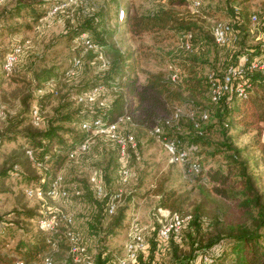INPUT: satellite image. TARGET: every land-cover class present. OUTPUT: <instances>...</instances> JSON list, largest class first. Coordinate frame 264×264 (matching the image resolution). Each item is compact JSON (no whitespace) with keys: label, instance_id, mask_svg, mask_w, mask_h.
Wrapping results in <instances>:
<instances>
[{"label":"rangeland","instance_id":"obj_1","mask_svg":"<svg viewBox=\"0 0 264 264\" xmlns=\"http://www.w3.org/2000/svg\"><path fill=\"white\" fill-rule=\"evenodd\" d=\"M58 1L59 3L53 6ZM200 1L201 5L198 8L194 7L192 2L182 6L176 5L174 8L184 15H192L194 20L210 35L219 23L218 21L236 28L237 24L233 25L232 19L235 5L246 7L247 13H258L260 21L257 24H251V22L247 24V30L242 32L239 41L231 40L232 42L228 41L226 45H212L211 50H205V54L211 56V65H202V73L211 71L213 67L222 73L229 65L239 71L246 62L247 54L252 52L254 47L264 43V0ZM18 2L19 0H0V135L4 140L3 145L0 146V170L4 165L8 167L19 160L24 161L22 153L25 147L31 144L26 138L25 128L32 125L30 111L36 104L41 108L42 118L38 128L44 129L47 121L57 114L63 104L72 103V109L80 107L76 103L75 97L81 85L103 78L100 59L96 54L87 52L81 40L70 39L65 34L69 26L77 25V17L82 18V15L87 12L99 13L100 16L103 10L106 11L108 25L116 33L117 45L123 50L135 51L139 58V83L146 80L148 73L167 72L170 60H180L176 55L181 53L183 44L178 36L162 41L157 40L150 33L133 36L127 33L125 25L119 24L116 19L119 3L123 4L130 13L141 14L162 6L168 7L170 0H50L40 6V9L49 12L42 21L38 22L39 24L34 23L32 10L23 9L18 17H15L16 14L13 11ZM56 6H60V9L51 14ZM27 41L29 43L19 56L14 69L8 72L5 69L7 53L14 46L23 45ZM203 51L195 52L198 55H204ZM107 54L111 57L109 52ZM79 55L82 57L83 67L68 72L72 68L74 57ZM95 56L99 60L93 59ZM108 56L105 54L107 61ZM47 76V79L53 78L54 82L41 86V78ZM40 86L42 89H39ZM55 87L58 94L46 93L54 90ZM106 91L102 97L106 100L112 99L113 91L110 88H107ZM43 93L48 95L41 98ZM197 100L200 105L209 106L208 99ZM190 107L183 108V116L192 114ZM214 116L212 113L211 120L205 126L215 123L216 117ZM183 122L184 126L188 125L186 119ZM184 126L182 134H186ZM260 127L262 132L259 133L257 130L241 132L240 127L234 126L229 130V135L234 145L241 150L239 161L247 165L248 171L255 177L259 191L264 194V122ZM76 129L81 130L77 125ZM128 131L134 132L137 136L138 157L132 155L128 158L127 155H122L116 141L104 134H99L92 137L90 149L86 153L78 154L75 160L65 159L60 166L57 163L53 165L54 172H59L64 176L68 188L72 189L76 185L82 186L84 195L82 197L73 196L67 200L52 199L49 201V206L53 210L74 214V227L85 239L91 252L96 246L97 238L102 236H97L99 230L106 232L104 235L114 248H122L130 230L129 228L126 231L128 222H132L134 219L145 228L147 241L154 234L156 235L158 221L153 213L156 211L160 199L156 192L161 186L164 190L177 189V194L183 200L181 207L184 212L195 213L197 207H202L201 213L207 219L206 223L212 221L216 216L220 218L222 225L218 226L213 221L212 230L205 227V231H207L204 232L205 241L215 235L217 230L227 229L226 227L241 223H251L252 218L244 209L240 208L237 200L225 198L215 192L214 184L210 181L211 172L215 169L227 170L228 162L224 153L213 156L210 154L211 150H206V148L193 153L189 151L190 160L198 158L201 160L204 172L200 177L186 179L184 169L187 163H171L162 141L158 137L152 136V130L133 128L122 124V135L128 134ZM211 135L215 141L222 139L218 127L212 131ZM187 147L188 145L184 146V148ZM19 156L21 157L18 158ZM125 164L130 171L128 182L121 180V171ZM21 165L25 171L24 179L15 178L11 183L3 182L0 185V218L11 217L13 210L18 214L26 215L36 205V202L29 200L24 193V188L28 184L36 182L35 170L27 163ZM99 169L103 170L104 174H108V177H105L106 191L110 194L121 193L117 212L118 214L124 212L125 221L124 225L113 229L112 232L108 231V225L115 216L107 215L104 207L101 213L103 227H97L94 230L89 227L93 214L99 208H95L90 201L88 180L90 175ZM94 196L97 199L100 198ZM15 221L19 225L17 228L6 229L5 233L1 234L0 245L4 247L2 253L10 252L13 255L12 251L19 241L27 239L29 234L34 231H39L37 221L30 222L26 217L15 218ZM23 221L24 228L21 226ZM189 248L190 242L188 241L185 248L187 253ZM66 250L67 247L64 243H61L58 250L51 247L39 255L32 264L40 262L44 256L52 253L57 264H61ZM197 256L198 253L195 258ZM200 257L198 264L203 263L199 261ZM170 258L167 255L163 259L167 260V264H172L173 261L169 260ZM195 261L197 259L192 264H195ZM226 264H228L227 261Z\"/></svg>","mask_w":264,"mask_h":264},{"label":"trees","instance_id":"obj_2","mask_svg":"<svg viewBox=\"0 0 264 264\" xmlns=\"http://www.w3.org/2000/svg\"><path fill=\"white\" fill-rule=\"evenodd\" d=\"M48 1L50 0H19L13 13L16 14L15 17H18L21 10H32V17L36 24L42 21L44 16L48 14L49 11L40 9V6L46 4ZM189 2H192V0H170L168 7L162 6L141 14L130 13L121 3L117 6V22L125 25L126 32L133 36L150 33L159 41L178 36L183 44L185 35H192L190 40L192 43L191 50H187L183 45L181 53L176 55L180 59L179 61L170 60L167 72L148 73L143 83H139L138 81V67L140 63L136 52L123 50L117 45L116 33L108 25L106 11L103 10L100 16L99 13L87 12L82 15V18L80 16L77 17V25L75 27L69 26L65 34L74 40H80L82 35L85 34L91 41L102 46L107 56V53H110L111 57L108 56V64L106 66L96 56L93 58L99 60L103 78L99 81H92L81 85L75 97L76 103L80 107L72 109V103L63 104L58 109L57 114L47 121L44 129H39L38 125L33 122V109L30 111V122L32 125L26 127L25 130L26 138L31 144H28L22 153L23 162L19 160L8 167L4 165L0 170V185L3 182L11 183L15 178L24 179L25 171L21 164L27 163L35 170L36 182L30 183L26 187L48 189L51 182L59 174V172H54L53 165L57 163L60 166L65 159L75 160L78 155L72 158L71 152L88 139L89 134L81 128L84 122L93 121L101 117L105 122L109 123L118 120L121 116H126L129 119L123 123L125 125L133 128L150 129V131L155 127H160L163 132L162 136L175 138L178 141L179 149L185 150L188 153L187 161L189 162L185 163L186 168L184 169V177L186 179L200 177L204 172L201 160L199 158L190 160L189 151L193 153L199 149L206 148V150H211L210 154L213 156L224 153L228 162L227 170L221 168L215 169L211 172L210 181L214 184L215 192L225 198L237 200L240 208L244 209L252 218L250 224L241 223L226 227L227 229L217 230L215 235L205 241L204 232H207L205 231V227L208 230H212L213 221L218 226L222 225L220 218L216 216L212 221L206 223L207 219L201 213L202 207H197L195 213L184 212L181 207L183 200L177 194V189L164 190L161 186L156 192L160 196L156 208L164 207L185 216L191 215V219L186 227L182 229L181 235L178 238L173 236L168 249L155 261V253L158 247L156 232V235L154 234L149 240L150 253L146 259L141 256V264H167V258L163 259L167 255L171 257L169 260L173 261L172 264H192L195 259H197L195 264L196 262L198 264L199 256L204 255H208L213 259L212 263L208 264H226V261L228 264H264V194L259 191L255 177L248 171L247 165L239 161L241 150L234 145L229 135V130L234 126L240 127L241 132L250 130L262 132L260 125L264 122V68L253 67V62L257 60L261 64L264 63V43L258 47H254L252 52L247 54L246 62L241 66L238 73L233 76L234 84H242L245 94H240L234 90L224 93L218 101H213L211 96L213 83L217 80L223 81L232 66L226 67L222 73L215 67L211 71L202 73V65H211V56L210 54L206 55L205 50H211L212 45L220 46L226 45L231 40L233 42L239 41L242 32L244 33L247 30L246 25L251 22V15L253 13H247L246 7L235 5L232 19L233 25L237 24L236 28L226 24L228 26V36L232 37H229L225 44H219L213 32L211 35L206 32L194 20L192 15L189 13V15H184L181 11L174 8L176 5L182 6ZM58 3L59 1L55 2L53 6ZM121 8L125 10V17L122 21L119 19ZM198 50H204L202 52L204 55H198L195 52ZM75 58L80 59V64L77 67H75ZM74 59L72 68L68 72L72 69H79L84 65L80 55L74 57ZM170 64L178 68L176 80H173L170 76ZM47 78L48 76L41 78V86L54 82L53 78ZM43 80L46 81L43 82ZM41 86L39 89H42ZM99 86L110 88L113 91V98L110 100L104 99L102 95L107 92L105 91L94 102L78 101L79 95ZM46 93L55 95L58 94V90L55 87L54 90ZM46 93H43L41 98L48 95ZM202 98L208 99L209 106L199 104L197 99ZM102 101H104V104H101ZM185 106H191V115L183 116V108ZM179 109L182 111L179 117H176L175 115ZM205 112L208 115L207 118H203ZM212 113L216 117L215 123L205 126L211 120ZM184 119L188 121L187 126H184ZM76 125L80 126L81 130L76 129ZM183 126L186 127L184 128L186 134L181 133ZM216 127L219 128V133L222 137L220 141L213 140L211 135ZM128 134L134 136L136 146L133 147L131 143H128L126 155L128 158L132 155L138 157L137 136L134 132L130 133L128 131ZM152 136L157 137L153 133ZM3 143V137L0 135V146ZM185 145H188V147L184 148ZM90 146L91 140L88 149L83 153H86L90 149ZM27 150H32L35 159L43 162L46 168L38 167L27 154ZM118 150L121 152L120 145ZM194 162L200 165L199 172L189 171L191 164ZM96 171L100 174L106 190V178L108 174H104V171L100 169ZM129 177L130 175L125 179L122 169L121 180L128 182ZM90 178L91 175L88 180V195L94 207L99 209L93 214L89 227L93 230L97 227H103V215L101 213L104 207L107 215L111 217L115 216L108 225V231L112 232L113 229L124 225L125 214L124 212L118 214L119 206L114 214H109L106 211L108 196L99 198L94 192ZM65 187L70 191L68 199L73 196L82 197L84 195L82 186L76 185L71 189L65 184ZM75 190H80L81 194L75 195ZM28 199L36 202L35 207H32L33 209H30L29 213L26 215L18 214L13 210L11 217L0 218L5 219L7 223L2 235L6 229H15L19 226L15 218L23 219L26 217L30 222L40 219L43 216L41 211L49 206V201L52 200L49 197L45 199ZM130 225L131 222H128L126 231L129 230ZM21 226H25L24 221L21 223ZM63 226L65 229L72 227L76 230L74 222L73 224L63 222ZM97 232L99 233L97 236L102 235V238L96 243L99 246V254L94 264H111L112 253L108 251V248L122 252L124 246L120 249L114 248L109 239L104 235L106 234L105 231L99 230ZM2 235L0 234V239ZM62 238L64 239L65 237ZM54 240V236L39 230L29 234L27 239L19 241L12 251L13 255L10 252L2 253L4 247L0 245V264H15L17 259H22L26 263L32 264L34 260L38 259L39 255L52 247ZM82 240L85 241L83 237ZM188 241L190 242V248L187 253L185 248ZM62 243L67 246L66 240H63ZM105 243H108V245ZM197 253L198 256L195 258ZM201 264L206 263L203 262Z\"/></svg>","mask_w":264,"mask_h":264},{"label":"built area","instance_id":"obj_3","mask_svg":"<svg viewBox=\"0 0 264 264\" xmlns=\"http://www.w3.org/2000/svg\"><path fill=\"white\" fill-rule=\"evenodd\" d=\"M193 6L198 8L201 5L200 0H192ZM60 9V6H56L51 14L56 13ZM125 17V10L123 8L120 9L119 19L122 21ZM259 22L258 13H253L251 15V23L257 24ZM213 34L216 38L217 43L225 44L228 39V26L226 24L219 22L213 30ZM191 34L185 35V39L183 42L184 47L187 50L192 48L191 43ZM81 42L85 47L87 52H93L96 56L103 62V65L106 66L108 61L105 57L103 47L99 44L91 41L85 34L81 37ZM29 41L25 44H18L13 47L11 51H9L6 55L5 60V69L8 72H11L16 63L18 62L19 56L24 51V48L27 46ZM75 67L80 64V59L75 58ZM253 67L264 68V63H260L259 61L253 62ZM169 69L171 70V78L173 80L177 79L178 76V68H176L173 64L169 65ZM72 69L70 72H73ZM238 71L231 67L228 73L225 76L223 81L217 80L212 85V100L218 101L221 96L226 92L236 91L240 94H245V89L242 84L238 83L234 84L233 76L236 75ZM50 83V82H49ZM105 86H99L87 93L78 96L79 102H94L96 101L103 93H105ZM104 104V101L101 102ZM182 110H178L176 113V117H179ZM33 122L36 125L41 123V108L36 104L32 110ZM208 115L205 112L203 114V118H207ZM129 117L121 116L118 120L114 122H105L104 119L98 117L93 121H86L82 124L81 128L83 131L89 134L88 139H86L81 145H79L76 149L71 152V157H76L79 153L85 152L89 147V142L93 136L104 134L110 139L118 142L121 147V154L126 155V147L128 143H131L132 146H136V142L134 136L132 134L122 135L121 133V125L127 121ZM152 133L156 135L160 141H162L168 155L169 161L171 163H186L188 160V153L185 150H180L178 141L175 138H170L167 136H162L163 132L160 127H155L152 130ZM27 154L34 161V163L38 167L46 168L43 162L37 161L34 157L32 150H27ZM190 172H199L200 165L197 162L191 164L189 168ZM123 174L125 179L130 175V171L127 169L126 164L123 167ZM91 183L94 189L95 194L98 197H107L108 202L106 211L109 214H114L120 204L121 193L109 194L106 192L103 180L98 173V171H94L91 174ZM24 192L26 196L30 199H45L47 197L52 199H68L70 197V191L64 185V177L61 174H58L55 179L51 182L48 189H43L42 187H25ZM75 195H80V190H75ZM41 213L43 216L37 220V228L41 231L49 233L50 235L55 237L52 247L55 249H59L63 240H66V254L61 261V264H94L96 258L99 254V246L96 244L93 252L90 251L87 242L82 240L81 234L74 230L72 227L64 228L63 222L67 224H73L74 222V214L72 213H64L62 211L53 210L50 206L45 207ZM154 216L158 221V230H157V251L155 253V261L163 254L166 249H168L171 238L174 236L178 238L181 235V231L191 219V215H182L178 212H173L168 208L158 207L156 211H154ZM7 223L5 219H0V234L4 232ZM145 228L141 226V224L134 219L131 222L130 230L128 233L127 241L124 244V250L122 252H118L114 249L108 248V251L112 253L111 264H141V256L146 259L150 253V243L147 241L145 236ZM62 237H65L64 239ZM102 236L97 238V241H100ZM108 245V243H105ZM199 261H203L204 263H212L213 259L204 255L201 256ZM15 264H28L22 259H17ZM36 264H57L54 259L53 253L47 254L44 258L36 263Z\"/></svg>","mask_w":264,"mask_h":264}]
</instances>
